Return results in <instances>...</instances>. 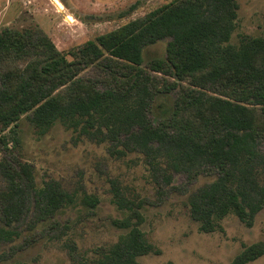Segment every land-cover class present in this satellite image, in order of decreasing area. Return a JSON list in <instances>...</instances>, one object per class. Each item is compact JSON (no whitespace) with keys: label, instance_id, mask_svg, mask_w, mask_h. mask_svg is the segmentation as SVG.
I'll return each instance as SVG.
<instances>
[{"label":"trees","instance_id":"1","mask_svg":"<svg viewBox=\"0 0 264 264\" xmlns=\"http://www.w3.org/2000/svg\"><path fill=\"white\" fill-rule=\"evenodd\" d=\"M238 11L237 0H175L66 54L47 36L37 35L34 42L27 31L3 30L0 132L10 129L11 136L1 135L0 150L8 154L9 144L19 145L17 128L28 116L39 136L59 123L77 133L76 140L108 142L112 157L141 153L155 180L160 176L167 186L172 173L195 176L209 168L217 171L216 180L188 199L199 231L219 230L231 214L251 227L264 210V37L241 35L232 44ZM167 39L165 60L152 61L151 70L177 82L188 79L213 95H185L171 107L167 124L155 125L147 115L155 100L152 78L141 67L144 50ZM94 66L108 71L103 91L81 77ZM34 173L30 163L0 159V246L19 240L26 220L25 230L34 231L78 200L90 210L100 203L97 196L66 191L53 179L38 186ZM112 194L113 204L127 213L113 225L127 232L77 264H139V257L159 254L140 228L142 203L126 199L115 182ZM263 255L264 240L245 246L230 264ZM5 258L0 255V264Z\"/></svg>","mask_w":264,"mask_h":264},{"label":"rangeland","instance_id":"2","mask_svg":"<svg viewBox=\"0 0 264 264\" xmlns=\"http://www.w3.org/2000/svg\"><path fill=\"white\" fill-rule=\"evenodd\" d=\"M173 1L58 0V5L54 0H0V33L5 29L27 31L34 42L37 35H44L66 54ZM237 2V29L230 42L238 44L241 35L264 37V0ZM168 42L169 39L147 47L141 67L152 78L155 100L147 115L155 125L167 124L171 107L182 103L185 95L205 98L213 95L193 86L188 79L177 82L151 70L152 61L165 60ZM107 72L94 66L83 70L81 77L94 81L103 91L108 86ZM27 117H22L17 128L19 145L12 148L9 144L12 150L8 154L0 150V159L32 164L38 186L53 179L66 191L77 189L79 195L81 190L97 196L100 203L90 210L78 200L34 231H26L27 220L24 221L19 227L23 230L22 237L0 246V255L7 259L4 264H77L116 244L127 231L116 228L113 221L124 219L127 213L112 202V182L126 199L142 203L144 222L140 228L159 251L157 255L139 257V264H230L245 246L264 240V210L257 214L251 227L231 214L219 223V230L199 231V224L191 217L188 199L196 190L215 181L217 171L205 168L195 176L172 173V183L167 186L160 176L155 180L141 153L112 157L108 142L97 144L84 136L76 140L78 134L59 123L39 136ZM3 134L10 138V129L0 132V138ZM3 184L0 177V190ZM67 245L75 249L71 253L74 259ZM247 264H264V255Z\"/></svg>","mask_w":264,"mask_h":264},{"label":"bare ground","instance_id":"3","mask_svg":"<svg viewBox=\"0 0 264 264\" xmlns=\"http://www.w3.org/2000/svg\"><path fill=\"white\" fill-rule=\"evenodd\" d=\"M54 2L56 3V4H58L59 5V2H58V0H54ZM71 18L69 17V20H70Z\"/></svg>","mask_w":264,"mask_h":264}]
</instances>
